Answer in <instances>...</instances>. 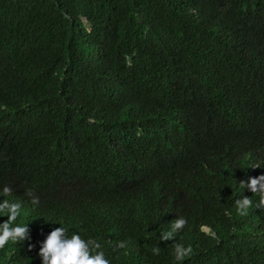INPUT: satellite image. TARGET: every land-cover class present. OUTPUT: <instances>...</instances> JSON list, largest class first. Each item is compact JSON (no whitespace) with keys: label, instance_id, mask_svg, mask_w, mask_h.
I'll return each mask as SVG.
<instances>
[{"label":"trees","instance_id":"16d2710c","mask_svg":"<svg viewBox=\"0 0 264 264\" xmlns=\"http://www.w3.org/2000/svg\"><path fill=\"white\" fill-rule=\"evenodd\" d=\"M262 175L264 0H0V202L30 237L0 264L61 226L110 264H264Z\"/></svg>","mask_w":264,"mask_h":264},{"label":"clouds","instance_id":"9594fccd","mask_svg":"<svg viewBox=\"0 0 264 264\" xmlns=\"http://www.w3.org/2000/svg\"><path fill=\"white\" fill-rule=\"evenodd\" d=\"M239 186L244 189H249L253 194L260 195L259 206L264 207V175L257 178H250L247 182H240ZM11 188L5 187L3 192L7 195L11 193ZM32 204H39V198L33 193ZM235 200V206L240 215H247L248 210L252 208V200L246 196H241ZM22 210V205L19 202H10L3 200L0 202V213H5L7 220L0 224V249L4 248L9 241L19 243L30 239L28 225H14ZM187 225V220L183 217H178L172 223L171 229L160 233V241L168 242L174 239L176 233L181 231ZM202 231L210 233L213 238L215 233L207 226H202ZM120 249L127 247L126 241H121L117 244ZM102 245L96 239L85 240L79 234L72 233L69 236L68 231L64 227L56 228L47 236L41 246L39 255L42 257L43 264H110V261L105 257L104 251L101 250ZM175 251V259L177 261L184 260L192 254L191 246L185 247L181 243L173 245ZM31 251V246L29 247ZM153 254L158 255L160 252L159 246L152 249Z\"/></svg>","mask_w":264,"mask_h":264}]
</instances>
